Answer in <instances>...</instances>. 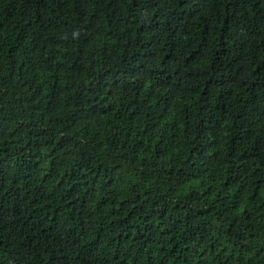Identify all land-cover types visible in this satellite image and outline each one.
Masks as SVG:
<instances>
[{
  "label": "trees",
  "instance_id": "16d2710c",
  "mask_svg": "<svg viewBox=\"0 0 264 264\" xmlns=\"http://www.w3.org/2000/svg\"><path fill=\"white\" fill-rule=\"evenodd\" d=\"M0 264H264V0H0Z\"/></svg>",
  "mask_w": 264,
  "mask_h": 264
}]
</instances>
